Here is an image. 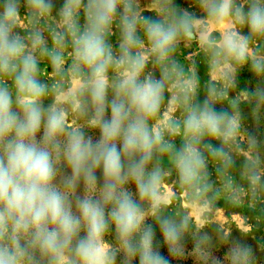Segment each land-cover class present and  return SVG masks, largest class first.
<instances>
[{
  "label": "clouds",
  "instance_id": "1",
  "mask_svg": "<svg viewBox=\"0 0 264 264\" xmlns=\"http://www.w3.org/2000/svg\"><path fill=\"white\" fill-rule=\"evenodd\" d=\"M191 6L0 0V264H207L210 241L167 179L206 205L210 162L231 185L239 159L253 196L264 191V139L230 96L248 68L258 83L244 100L264 120V0ZM192 41L213 74L202 100L176 58ZM166 105L180 117L164 120ZM225 262L254 264V250L235 242L212 264Z\"/></svg>",
  "mask_w": 264,
  "mask_h": 264
},
{
  "label": "rangeland",
  "instance_id": "2",
  "mask_svg": "<svg viewBox=\"0 0 264 264\" xmlns=\"http://www.w3.org/2000/svg\"><path fill=\"white\" fill-rule=\"evenodd\" d=\"M151 2L152 0H141L142 5H150ZM176 3L183 6L184 0H176ZM195 4L196 0H191L192 6L188 8V11L199 15ZM59 5L60 2H56L57 8ZM145 15L153 14L146 11ZM213 35L218 37L219 33L214 32ZM116 38L114 36L112 39L115 40ZM176 58L186 72L191 70L198 75L200 99L202 100L205 96V86L213 75L210 73L204 51L197 41L182 43ZM41 67L43 68L44 64ZM41 78L47 80L48 75L45 74ZM257 83V78L251 74L248 68H243L237 74V86L230 91V96H239L241 99V109L245 115V128L264 139V120L257 124L252 119L250 106L244 100L245 90L253 89ZM221 107L228 108V101L217 105L218 110ZM180 115L181 113L175 105L172 107L166 105L162 109L164 120L179 118ZM209 170L215 189L210 193L211 199L206 205H193L187 198V194L175 184L174 173L166 181L168 194H175L178 197L174 201V207L181 212H188L194 217L193 233L199 228V231L206 235L210 241V256L207 264H212L215 257L222 258L224 252L235 242L252 247L254 264H264V191H260L255 197L253 196L247 182L241 179L239 159L231 172L234 181L231 185H227L225 180H221L217 176L216 172L212 170L211 162Z\"/></svg>",
  "mask_w": 264,
  "mask_h": 264
},
{
  "label": "trees",
  "instance_id": "3",
  "mask_svg": "<svg viewBox=\"0 0 264 264\" xmlns=\"http://www.w3.org/2000/svg\"><path fill=\"white\" fill-rule=\"evenodd\" d=\"M56 2H60V0H56ZM190 247H191V244H189V248H190ZM184 264H202V262H201L198 258L189 255V256L185 259Z\"/></svg>",
  "mask_w": 264,
  "mask_h": 264
}]
</instances>
